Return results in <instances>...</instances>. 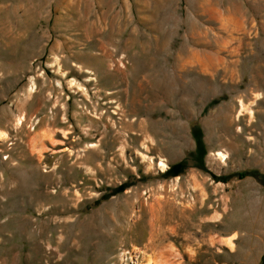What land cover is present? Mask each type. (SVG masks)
Here are the masks:
<instances>
[{"label": "rangeland", "instance_id": "obj_1", "mask_svg": "<svg viewBox=\"0 0 264 264\" xmlns=\"http://www.w3.org/2000/svg\"><path fill=\"white\" fill-rule=\"evenodd\" d=\"M0 264H264V0H0Z\"/></svg>", "mask_w": 264, "mask_h": 264}]
</instances>
